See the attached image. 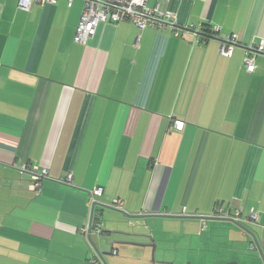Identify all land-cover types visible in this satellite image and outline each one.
<instances>
[{
	"label": "crops",
	"instance_id": "0c3cea01",
	"mask_svg": "<svg viewBox=\"0 0 264 264\" xmlns=\"http://www.w3.org/2000/svg\"><path fill=\"white\" fill-rule=\"evenodd\" d=\"M18 1L0 0V264H152L151 237L158 260L181 262L166 250L178 236L155 233L159 225L196 235L212 225V245L200 242L189 264H264L253 237L220 220L97 208L113 239L93 233L104 259L83 232L101 186L103 204L122 198L132 214L220 217L222 208L245 218L256 209L250 227L264 250V53L253 72L243 64V45L264 39V0L162 2L189 26L220 27L195 43L172 25L141 32L123 20L101 22L87 44L74 40L84 0L29 11ZM233 33L242 45L225 57L219 39ZM34 167L48 171L38 194ZM221 224L239 229L226 248Z\"/></svg>",
	"mask_w": 264,
	"mask_h": 264
},
{
	"label": "built area",
	"instance_id": "2783aa9c",
	"mask_svg": "<svg viewBox=\"0 0 264 264\" xmlns=\"http://www.w3.org/2000/svg\"><path fill=\"white\" fill-rule=\"evenodd\" d=\"M69 4H72L73 0H68ZM84 7L76 27L74 40L76 43L87 44L90 38H92L97 32L98 26L104 21H132L142 32L146 28L152 26L157 28H165L168 25H172L176 28L175 35L183 37L184 34L193 32L195 37L193 43L198 42L200 39L198 36L203 34V29L199 27L189 26L186 23L180 22L178 15L168 9L163 10L161 3L167 0H157L155 7L149 6L150 0H84ZM58 0H19L18 6L20 9L29 11L34 4L40 5H56ZM220 27L213 28L214 33H219ZM219 52L225 57H231L237 46L242 44L239 41L238 35L222 34L220 37ZM245 49V57L243 64L247 71L253 72L256 69V54L264 53V39L259 43H252L243 45ZM182 121L177 120L174 122L175 128L180 129L182 127ZM48 175L47 170L38 171L37 167L31 170V189L35 194L41 192L42 181ZM67 183L72 182V172H68L64 180ZM103 195V187H95L91 193V202H100ZM109 206L117 209L124 210V200L122 198H114L111 202H106ZM215 215L220 217L229 216L222 208L216 209ZM96 217L98 215H95ZM95 218V217H94ZM236 220L243 221L245 223L253 224L259 219V213L251 211L247 219L234 217ZM103 222L100 220H91L88 228L83 229V232L87 233L89 228L92 227V231L95 234H100L103 231ZM250 249H254V245H251ZM117 253V250L114 251ZM94 264H103L102 260H94Z\"/></svg>",
	"mask_w": 264,
	"mask_h": 264
},
{
	"label": "rangeland",
	"instance_id": "374dc122",
	"mask_svg": "<svg viewBox=\"0 0 264 264\" xmlns=\"http://www.w3.org/2000/svg\"><path fill=\"white\" fill-rule=\"evenodd\" d=\"M156 2H157V0H151L149 3V6L151 8L155 7ZM163 10H165V9L163 8ZM168 222H170V220L166 219L165 224ZM159 227L160 228H158L156 226L154 228V232L157 234H161V236H163V237L166 236L165 235L166 233H173L176 237L178 236L177 240L172 241L170 243V245L172 244L171 249H166V250H169L167 252H169L170 256H171V253L178 254L177 259L180 260L182 262V264H189V262L186 258L187 254H189V252H191L189 259L194 261V262L200 258V254L202 256L203 250L198 248L200 242L203 243L202 249L205 248V245L206 246L212 245V241L210 240L212 225L207 230L201 231V229H200L199 235H196V233L193 232L192 229L189 227H187V228L182 227L180 230L178 229V227H162V225H159ZM214 229H215L216 233H218L222 236V237L219 236V238L221 240L219 239L218 242L221 243V245H223L225 248L227 247L228 238L235 237V235H236L235 231L239 230L235 227H233V229H232V228L226 226L225 224H221L220 227H215ZM178 233L181 235H179ZM98 235H101V234H98ZM152 240H153V237L150 238V242H149V244H151V247H149V248L151 249V258L150 259H151L152 264H179V263H181V262L164 263L162 260H158L159 259L158 258L159 257V251H157L155 249L154 250V256L152 255L153 249H154ZM155 245H156V242H155ZM115 250L116 249H114L113 252Z\"/></svg>",
	"mask_w": 264,
	"mask_h": 264
},
{
	"label": "water",
	"instance_id": "95a60500",
	"mask_svg": "<svg viewBox=\"0 0 264 264\" xmlns=\"http://www.w3.org/2000/svg\"><path fill=\"white\" fill-rule=\"evenodd\" d=\"M110 208L112 210H117L119 211L120 213H122L124 216L128 217V218H142V217H182V218H197V219H214V220H220V221H229V222H232L233 224H235L236 226H238L239 228H241L243 231H245L247 234L251 235L253 237V242L257 248V250L259 251L262 259H263V263H264V250L258 240V237H257V234L256 232L249 226L239 222L238 220H236L234 217H229V218H221V217H214V216H184V215H180V214H147V213H144V214H132V213H129V212H126L125 210L123 209H117V208H113L111 206H109L108 204H103V203H100V202H95L93 203L92 205V215H91V220H93V215H94V211L95 209H99V208ZM113 233H119V231H114ZM124 233V232H122ZM103 235L105 233H102ZM101 234V235H102ZM111 234H105L104 235V239L107 241V243H110L112 244V237H110ZM97 236H100V235H97ZM154 238V237H153ZM89 240L91 242V245L93 246L94 250L96 251V253L103 258V255H104V252L101 251V247H100V243L102 242L101 241V238H97V240H94L93 239V233H92V227L89 228ZM154 240V239H153ZM153 256H154V250L156 249V245H155V241H153ZM154 258V257H153ZM104 259V258H103ZM104 264H107L105 261H104ZM225 264H239L238 261H231V262H227Z\"/></svg>",
	"mask_w": 264,
	"mask_h": 264
},
{
	"label": "trees",
	"instance_id": "16d2710c",
	"mask_svg": "<svg viewBox=\"0 0 264 264\" xmlns=\"http://www.w3.org/2000/svg\"><path fill=\"white\" fill-rule=\"evenodd\" d=\"M204 32H203V34H204V37H206L207 39H209L210 37H215V33L213 32V30L211 31V32H209L208 30H203ZM103 194H104V188H103ZM102 198V197H101ZM254 211H256V212H258L256 209H253ZM252 210V211H253ZM225 212V211H224ZM226 213V212H225ZM250 213H251V211H250ZM250 213L248 214V216H246L245 218H243V219H247L248 217H249V215H250ZM259 213V212H258ZM229 217H232V216H226V217H221V218H229ZM96 221L97 220H99L100 221V219L98 218V217H96L95 216V218H94ZM239 222H241V223H243V224H245V225H247V226H249L250 227V225L251 224H249V223H245V222H243V221H240V220H238ZM222 222H228V223H232V222H229V221H222ZM102 233H104V229H103V231H102ZM102 233H100V234H102ZM254 249H256V246H254ZM253 249V250H254Z\"/></svg>",
	"mask_w": 264,
	"mask_h": 264
},
{
	"label": "clouds",
	"instance_id": "9594fccd",
	"mask_svg": "<svg viewBox=\"0 0 264 264\" xmlns=\"http://www.w3.org/2000/svg\"><path fill=\"white\" fill-rule=\"evenodd\" d=\"M94 217H95V216L93 215V219H94ZM92 233H93V231H92ZM94 234H95V233H94ZM96 235H98V234H96Z\"/></svg>",
	"mask_w": 264,
	"mask_h": 264
}]
</instances>
